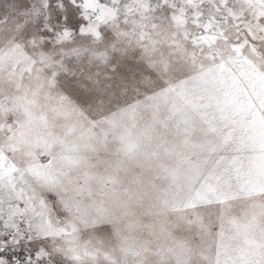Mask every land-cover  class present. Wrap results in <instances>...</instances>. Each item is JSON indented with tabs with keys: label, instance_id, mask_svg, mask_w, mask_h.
Segmentation results:
<instances>
[{
	"label": "snow or ice",
	"instance_id": "obj_1",
	"mask_svg": "<svg viewBox=\"0 0 264 264\" xmlns=\"http://www.w3.org/2000/svg\"><path fill=\"white\" fill-rule=\"evenodd\" d=\"M0 264H264V0H0Z\"/></svg>",
	"mask_w": 264,
	"mask_h": 264
}]
</instances>
